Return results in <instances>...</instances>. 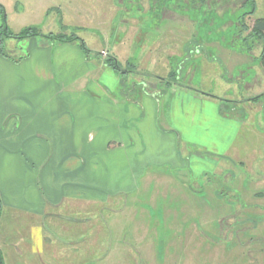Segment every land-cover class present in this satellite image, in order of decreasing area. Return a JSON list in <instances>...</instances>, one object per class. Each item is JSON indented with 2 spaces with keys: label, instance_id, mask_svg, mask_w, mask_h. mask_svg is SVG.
<instances>
[{
  "label": "crops",
  "instance_id": "1",
  "mask_svg": "<svg viewBox=\"0 0 264 264\" xmlns=\"http://www.w3.org/2000/svg\"><path fill=\"white\" fill-rule=\"evenodd\" d=\"M115 1L105 0L107 15L98 16L103 38L97 47L80 35L85 48L77 40L42 35L68 30L63 16L71 14L61 10L68 0L38 1L42 8L35 13L50 17L54 8L53 20L63 26L23 40L18 58L0 46V252L5 264H127L131 230L146 233L160 225L144 202L163 222L193 223L176 217L194 210L189 192L139 187L165 181L164 168L187 170L186 144L197 120L207 117L198 107L218 98L180 85L168 74L154 76L155 85L144 82L138 71L149 56V48L142 49L144 33L113 29ZM10 3L17 1L0 0L7 10ZM71 12L80 13L75 7ZM203 66L228 69L221 60L207 59ZM133 76L140 79L126 87L122 78ZM169 197L174 202L167 204ZM175 202L174 208L166 206Z\"/></svg>",
  "mask_w": 264,
  "mask_h": 264
},
{
  "label": "rangeland",
  "instance_id": "2",
  "mask_svg": "<svg viewBox=\"0 0 264 264\" xmlns=\"http://www.w3.org/2000/svg\"><path fill=\"white\" fill-rule=\"evenodd\" d=\"M15 1L17 6L10 3L4 9L5 26L12 33L62 25L53 20L54 8L50 17L35 13L42 8L37 6L40 0ZM68 2L61 10L73 18L64 14L68 30L57 36L80 35L89 47H97L103 38L97 32L98 16L107 15L105 0H77L74 6L73 0ZM114 4L113 29L144 33L142 49L149 48V56L143 57L147 61L140 62L143 68L138 69L144 82L155 85L154 76L168 74L180 85L218 98L198 107L207 113L201 121L208 118L213 124L207 120L200 125L197 120V130L186 144L187 170L164 168L165 181L149 180L139 187L189 192V204L196 202L194 210L176 217L191 218V228L169 219L163 222L160 213L142 203L160 225L146 233L131 230L127 264H264V38L252 29L255 20L264 19V0H116ZM71 7L80 13H72ZM27 38L2 35L0 46L5 54L18 58ZM203 59L218 64L221 60L228 69L204 67ZM221 72L219 78L216 74ZM122 79L128 87L140 78ZM251 91L255 93L244 98ZM168 199L166 203L174 202ZM176 202L166 206L174 208Z\"/></svg>",
  "mask_w": 264,
  "mask_h": 264
},
{
  "label": "trees",
  "instance_id": "3",
  "mask_svg": "<svg viewBox=\"0 0 264 264\" xmlns=\"http://www.w3.org/2000/svg\"><path fill=\"white\" fill-rule=\"evenodd\" d=\"M0 18L2 19V24L0 25V39L3 36L6 37H14V38H21V37H32V36H36V35H40V33L36 30V28H27L21 32L18 33H12L9 29H7V27L5 26V22H4V7L0 4ZM253 34H256L257 36H260L262 38H264V19H257L255 20L253 26ZM48 37L52 38V39H56V40H60V41H73V40H77L80 42V45L85 48V44L82 41V39L76 35H61V36H57V35H52V34H48ZM264 54V51H263ZM107 61L109 62V64L116 66L114 64V60L113 58L108 57ZM255 98V97H254ZM252 98V99H254ZM0 264H5L3 257L0 253Z\"/></svg>",
  "mask_w": 264,
  "mask_h": 264
},
{
  "label": "water",
  "instance_id": "4",
  "mask_svg": "<svg viewBox=\"0 0 264 264\" xmlns=\"http://www.w3.org/2000/svg\"><path fill=\"white\" fill-rule=\"evenodd\" d=\"M115 65H116L117 68L121 69L120 66L116 63V60H115Z\"/></svg>",
  "mask_w": 264,
  "mask_h": 264
}]
</instances>
